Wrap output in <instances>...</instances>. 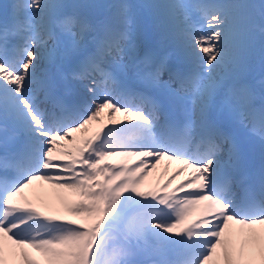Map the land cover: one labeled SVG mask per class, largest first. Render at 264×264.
I'll return each instance as SVG.
<instances>
[{"label":"snow or ice","instance_id":"6c2138e0","mask_svg":"<svg viewBox=\"0 0 264 264\" xmlns=\"http://www.w3.org/2000/svg\"><path fill=\"white\" fill-rule=\"evenodd\" d=\"M3 8L0 264H264V0Z\"/></svg>","mask_w":264,"mask_h":264},{"label":"rangeland","instance_id":"374dc122","mask_svg":"<svg viewBox=\"0 0 264 264\" xmlns=\"http://www.w3.org/2000/svg\"><path fill=\"white\" fill-rule=\"evenodd\" d=\"M107 1L108 0H94V2H97V3H106ZM112 2H114V0H112ZM129 2H132V1H129ZM100 120L109 121V119L106 117V115H102ZM95 123H96L95 124V127H97V123L98 122H95ZM76 135L78 137H81L83 135H88V132H86V133H76ZM114 159H116V160H124V158H120V157H117V158H114ZM172 172H175V171H173V170L170 171L169 169H160V170H157V171L153 172L151 175H149V173L147 171V173H145L146 179H145L144 185H143L144 190L154 189V188H157L158 186H162L163 184L167 183V180H168L169 175H172L173 174ZM159 174L161 176H159ZM177 184H179V181L176 182V183H174L173 186H176ZM169 186H170V184H169ZM28 194L31 196L32 195V192L29 191ZM41 196L45 200H50V199L51 200H54V193H52V194H44V195H41Z\"/></svg>","mask_w":264,"mask_h":264},{"label":"bare ground","instance_id":"6f19581e","mask_svg":"<svg viewBox=\"0 0 264 264\" xmlns=\"http://www.w3.org/2000/svg\"><path fill=\"white\" fill-rule=\"evenodd\" d=\"M107 111V110H106ZM104 115V114H103ZM118 116V113L116 114V117ZM109 125H110V123H109ZM98 126H99V124H98ZM97 126V127H98ZM97 127H95V124H93V125H89L88 126V130H87V132H89V134L90 135H92L93 133H94V131L97 129ZM99 128H100V126H99ZM161 163H167L166 162V160H164V161H161ZM171 166V165H170ZM154 170L152 169V170H150L149 171V173H152ZM36 185H39V184H41L42 182H39V181H37V182H34ZM45 189H47L46 191H41L40 189H37V192H39V194L40 195H44V194H52L53 192H52V190H51V186H49V185H45Z\"/></svg>","mask_w":264,"mask_h":264}]
</instances>
